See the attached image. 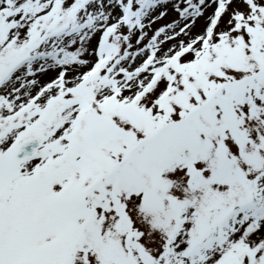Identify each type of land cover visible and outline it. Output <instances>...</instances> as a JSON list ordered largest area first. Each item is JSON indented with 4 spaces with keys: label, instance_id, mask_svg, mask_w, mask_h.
Listing matches in <instances>:
<instances>
[{
    "label": "snow or ice",
    "instance_id": "obj_1",
    "mask_svg": "<svg viewBox=\"0 0 264 264\" xmlns=\"http://www.w3.org/2000/svg\"><path fill=\"white\" fill-rule=\"evenodd\" d=\"M0 264H264V0H0Z\"/></svg>",
    "mask_w": 264,
    "mask_h": 264
}]
</instances>
